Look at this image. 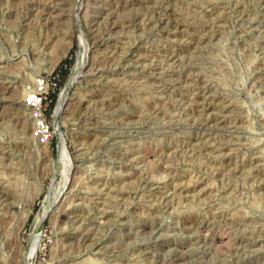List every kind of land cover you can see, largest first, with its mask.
<instances>
[{
    "label": "rangeland",
    "instance_id": "1",
    "mask_svg": "<svg viewBox=\"0 0 264 264\" xmlns=\"http://www.w3.org/2000/svg\"><path fill=\"white\" fill-rule=\"evenodd\" d=\"M0 264H264V0H0Z\"/></svg>",
    "mask_w": 264,
    "mask_h": 264
},
{
    "label": "built area",
    "instance_id": "2",
    "mask_svg": "<svg viewBox=\"0 0 264 264\" xmlns=\"http://www.w3.org/2000/svg\"><path fill=\"white\" fill-rule=\"evenodd\" d=\"M51 86H53V88H51ZM57 86H59V83L56 81L55 77L50 78L48 80H46L44 77H41L40 79H37L35 92H30V93H36L34 95L36 97L34 98V100H36V104L33 105L30 104V106H32L34 109V113H33L34 118L37 121L41 120L43 122L42 124L43 131L45 130V128L49 130L48 124H46V122L44 121V116H46V113L44 114L43 111V107L45 105L44 100L46 96H49L51 92L57 90Z\"/></svg>",
    "mask_w": 264,
    "mask_h": 264
},
{
    "label": "bare ground",
    "instance_id": "3",
    "mask_svg": "<svg viewBox=\"0 0 264 264\" xmlns=\"http://www.w3.org/2000/svg\"><path fill=\"white\" fill-rule=\"evenodd\" d=\"M84 62L82 61V60H79L78 61V63H77V65L75 66V68H74V70H73V72H72V74H71V76H70V78L68 79V83L65 85V87L63 88V90H62V93H61V95H60V99H59V103H58V106H57V110H56V113H55V117H54V119H55V121H58V119L60 118V116H61V114H62V111L64 110V107H65V105L67 104V99H68V96H69V92L72 90V88L74 87V85H75V83L78 81L77 79H78V76H79V74L81 73V71H82V69H84ZM51 70H53V68L52 69H50V71ZM36 93H34V94H31L32 95V97H33V99L31 98V100H33V101H31V105H33V104H36V100H34V98H36L34 95H35ZM29 102H30V100H29ZM38 124H40V126H41V129H43V127H42V124H43V122L40 120V121H38ZM57 124V123H56ZM62 146H64L63 144H61ZM66 151V150H65ZM65 151L64 150H61V152H60V154L61 155H63L64 153H65ZM69 155V154H68ZM66 156V155H65ZM65 156H64V158H65ZM61 159V158H60ZM68 177V176H67ZM47 207V206H46ZM51 208V207H50ZM44 211V210H43ZM46 212H44V213H47V210H45ZM44 215V214H43ZM46 215V214H45ZM45 215H44V217H45ZM47 216V215H46ZM34 245H36V244H34ZM28 258V257H27Z\"/></svg>",
    "mask_w": 264,
    "mask_h": 264
},
{
    "label": "trees",
    "instance_id": "4",
    "mask_svg": "<svg viewBox=\"0 0 264 264\" xmlns=\"http://www.w3.org/2000/svg\"><path fill=\"white\" fill-rule=\"evenodd\" d=\"M44 103H45V106H47V97L45 98V100H44ZM46 112H48V107H46Z\"/></svg>",
    "mask_w": 264,
    "mask_h": 264
}]
</instances>
